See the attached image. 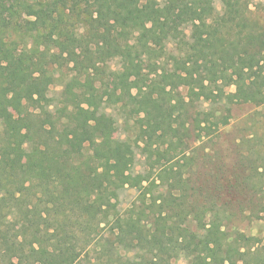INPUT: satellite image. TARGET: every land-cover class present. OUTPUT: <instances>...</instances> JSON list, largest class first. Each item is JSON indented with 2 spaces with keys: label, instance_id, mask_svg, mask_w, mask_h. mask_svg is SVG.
I'll return each mask as SVG.
<instances>
[{
  "label": "trees",
  "instance_id": "obj_1",
  "mask_svg": "<svg viewBox=\"0 0 264 264\" xmlns=\"http://www.w3.org/2000/svg\"><path fill=\"white\" fill-rule=\"evenodd\" d=\"M250 4L0 0V264H264V138L216 152L264 104Z\"/></svg>",
  "mask_w": 264,
  "mask_h": 264
},
{
  "label": "rangeland",
  "instance_id": "obj_2",
  "mask_svg": "<svg viewBox=\"0 0 264 264\" xmlns=\"http://www.w3.org/2000/svg\"><path fill=\"white\" fill-rule=\"evenodd\" d=\"M264 7V0H251L249 9L255 14V16L260 15L261 9ZM254 16V15H253ZM113 65V64H112ZM55 77L58 78L59 73L55 71ZM59 80H55L54 84L51 86V92L49 93L52 97H57L62 89ZM228 91H233V88H229ZM110 114L117 121L116 136L118 138H125L129 136L127 132V126L124 123L123 116L118 113V110H111ZM11 113H7L3 116H11ZM223 137L222 141L217 145L216 151L220 156L228 161H238V156L233 152L235 151V146H233V140L236 142L247 135H255L257 137L264 138V104L255 106L251 104L237 105L232 108V120L230 126L222 130ZM250 137V136H249ZM247 149L246 145H242ZM241 146V147H242ZM141 166V160L136 164V170H139ZM135 195L134 190L126 191L121 199L123 203H127L129 200L133 199ZM239 230L246 236H261L264 233V222L262 221H247L239 226Z\"/></svg>",
  "mask_w": 264,
  "mask_h": 264
}]
</instances>
